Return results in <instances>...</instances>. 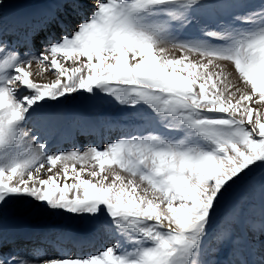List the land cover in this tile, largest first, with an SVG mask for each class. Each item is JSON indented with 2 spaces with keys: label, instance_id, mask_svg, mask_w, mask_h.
Instances as JSON below:
<instances>
[{
  "label": "snow or ice",
  "instance_id": "1",
  "mask_svg": "<svg viewBox=\"0 0 264 264\" xmlns=\"http://www.w3.org/2000/svg\"><path fill=\"white\" fill-rule=\"evenodd\" d=\"M93 3L90 15L37 54L0 31V209L32 200L105 216L114 242L95 254L53 258L6 252L0 241V264H221L200 258L216 209L234 185L264 169V0ZM219 7L231 9L229 17L202 28L201 38L174 35L197 23L200 10ZM36 34L25 33L26 44ZM165 45L179 57L166 55ZM34 62L55 78L34 80ZM81 90L147 106L149 122L164 131L102 150L49 153L38 135L46 103ZM33 117L35 131L27 128ZM259 214L258 226L244 222L243 209L229 215L215 236L223 264H264V205Z\"/></svg>",
  "mask_w": 264,
  "mask_h": 264
},
{
  "label": "bare ground",
  "instance_id": "2",
  "mask_svg": "<svg viewBox=\"0 0 264 264\" xmlns=\"http://www.w3.org/2000/svg\"><path fill=\"white\" fill-rule=\"evenodd\" d=\"M81 2L86 4V7L83 9L75 8L68 0H3L4 7L0 9V31L5 33V35L2 38L7 42L16 43L17 48L21 52L28 51L31 54H37L42 51L45 45L47 46L49 40L52 42L58 41L62 35H66L70 31V26L75 25L90 15L91 11L94 10L93 0H81ZM201 15L204 16L203 14ZM49 19H52L51 23L47 22ZM197 24L198 27L196 28L201 31L204 25H207L206 18L201 17ZM190 27L186 29L189 30L191 29ZM34 29L37 30V34L33 37L31 43L26 44L25 33L31 35ZM40 29L43 30L40 31ZM198 37L200 38L201 34ZM21 41H24L25 46L20 47L19 44ZM164 47L166 49V55L179 57L180 52L178 49L173 48L171 45H165ZM192 59H197V57L193 56ZM228 70L230 69L228 68ZM31 71L33 73L32 78L37 82H50L54 77L51 71L47 73L43 72L42 66L36 62L33 63ZM232 79L234 80V78ZM56 102L49 100L46 103L43 109L45 119L41 122V131L38 133L41 140L47 144V150L50 145L54 146L57 142H63L64 146L70 147L76 143L75 136L79 135L82 142H84V139L88 137L85 136L87 132H90L91 135H96V142L93 144H96L97 146L95 147L98 148L102 147V144L106 141L110 142V135L113 134L111 133L112 131H118L119 133L118 138L115 139L113 137L114 142L117 139L126 138V135L147 134L148 131H153L157 128L156 123L149 122L148 119L145 122H137V120L127 119L129 116L127 118L123 116L124 118L122 119L111 118L110 121L108 117L106 118L100 113L83 114L81 113V108L76 105L72 106L73 104H70L71 106L69 105L70 108L58 109L55 107ZM35 123L36 119L33 117L27 124V128L33 131L34 129L29 126ZM64 148L53 147L48 152L59 153L73 151L72 149L63 150ZM116 170L119 171V169ZM121 175L127 174L121 173ZM255 189L256 193L260 194V187L258 188L256 186ZM260 197L263 199V194H260ZM23 206H28L27 202L18 201L10 203L5 208L0 209V239L9 240L11 238H18L20 242L17 246L12 245L6 247L5 250L7 252L17 254L19 250L20 253L17 255L27 256L29 252L38 250L56 258L60 255H68L71 253L72 248L70 249L68 245H64L65 243H61L62 241L67 242L68 238H72L74 243L76 240L82 242V246L74 251V257L90 255L93 252L95 254V251H101L106 247L109 238L104 230H100L99 233L94 235L84 236L77 232L76 227L68 223H60L61 225H57L56 227L39 224V222L33 221L32 215L34 214V210ZM236 206L233 204L228 208V219L234 209L239 212ZM38 232H40V240L45 241L44 245H36L33 242H27V245L23 244L27 236H34ZM50 235L57 236L53 244L47 242L50 239ZM46 245L49 247L51 245L52 249L48 251ZM218 258L216 261L223 264L225 257L220 258L219 256ZM252 259L259 261L261 257L256 259L255 255Z\"/></svg>",
  "mask_w": 264,
  "mask_h": 264
},
{
  "label": "rangeland",
  "instance_id": "3",
  "mask_svg": "<svg viewBox=\"0 0 264 264\" xmlns=\"http://www.w3.org/2000/svg\"><path fill=\"white\" fill-rule=\"evenodd\" d=\"M224 2L227 3L229 2V0H224ZM258 2L259 0H252L253 6H255V4ZM230 12H231V9L219 7V8L208 10V11L207 9L200 10L197 13V16L199 17L198 21L200 20L201 17H204L206 18L207 25L212 26L221 17L224 19H227L229 17ZM201 14H203L204 16H202ZM194 24L190 27L191 29L189 30L185 28H177L176 31L174 32L175 36H177L180 39L182 38L196 39V38H199L198 36L201 34V37H202V32L196 28L198 27V24L197 25L196 23ZM199 27H203V26H199ZM212 42L216 43V41H212ZM45 47L46 45L44 46V48ZM67 66L69 67L73 66L72 62H69ZM228 68L231 70L230 63L228 65ZM232 76H233L232 78L234 79L236 78V74L234 72H232ZM54 78L55 76L52 79ZM78 92H75V94L72 93L68 97L60 98L59 101L56 102L55 107L58 109H65V108H70L72 104H73L72 106L76 105V106H79L80 108L83 106L84 109H81V113L83 114L85 113H98L99 114L100 113L102 114V116L106 118L108 117V120L110 121H111V118L112 119H122L124 117L127 118L129 116L127 119H133L135 121L137 120V122H141V121L145 122L148 119V116L151 112V110L148 109L147 106L141 107V106L122 105L114 97H111L108 94L103 93L99 90L95 91L94 93H88L83 90L78 91ZM261 108L262 110H264V106H261ZM156 127L158 128V129L156 128V131H164L161 125L156 124ZM118 135H119L118 132L113 133V137L115 139L118 138ZM173 135L175 134L173 133ZM130 136L132 135H126V138ZM113 137H111L112 139L110 140V142L106 141L107 143L105 142L106 144L105 143H104L105 145L102 144V147H98V149L101 148L102 150L107 144L113 142L114 140ZM86 145L87 146L82 147L81 149H77V151L83 152L89 147L97 146L95 144L93 145L86 144ZM77 167H79V165H77ZM252 175L254 179L234 185L224 195V197L221 198L220 205L216 209L215 215L213 217V223L209 229V236L205 240L204 249L200 257L202 260L216 261L219 259L218 258L219 256L220 258L225 257L224 255L226 252L216 254L214 251L215 248L217 247L215 236L219 233V231L225 226L226 222L228 221L227 212H228V208L231 205L236 204L238 211L243 209V212H244L243 219L246 224H255L258 226L259 221H260V214H259L260 208L262 205H264V195H263V199L257 197L255 188L256 186L258 188L262 186L263 190L260 189V194H264L263 192L264 191V179H262V176H264V169L257 168L254 170ZM84 178H89V177H87V175L85 174ZM25 202H27L28 206H23V207H28L30 210H34V214L32 215L33 221L39 222V224L52 225L56 227L57 225L59 226L63 223L65 224L68 223L69 225L76 227L78 233H80L79 231L81 230L84 231V236L94 235L96 233H99L100 230H104V232L108 234V238H109L106 246L109 243L114 242L112 237L106 231L104 221L107 219V217L105 216H101L98 219H93L87 214H72V213H68L63 210H52L48 208L46 205L39 204L32 200H27ZM70 256L74 257V254H70ZM260 257H261L260 254L257 253L256 259Z\"/></svg>",
  "mask_w": 264,
  "mask_h": 264
}]
</instances>
